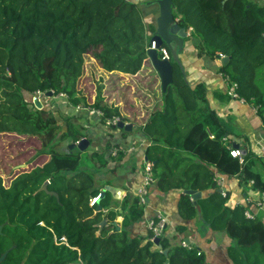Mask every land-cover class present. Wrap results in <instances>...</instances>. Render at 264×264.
I'll use <instances>...</instances> for the list:
<instances>
[{
  "label": "trees",
  "instance_id": "trees-1",
  "mask_svg": "<svg viewBox=\"0 0 264 264\" xmlns=\"http://www.w3.org/2000/svg\"><path fill=\"white\" fill-rule=\"evenodd\" d=\"M172 1L179 24L193 30L198 56L230 59L220 70L238 84L239 96L256 110L264 131V4ZM155 30L156 23L146 24L128 0H0V137L37 138V156L49 158L8 185L0 175V225L7 223L12 242L24 245L26 264H264V212L257 207L264 194V157L245 137L243 160L232 158L224 138L234 147L239 136L211 107L206 85L188 81L183 65L173 62L174 81L166 92L160 88V101L140 131L151 143L145 156L153 164L157 190H180L181 219L199 218L230 241L227 248L211 250V260L196 247L185 248L184 237L178 240L188 230L184 225L171 238L166 229L157 245L150 230L146 236L132 235L145 215L138 197L127 193L115 209L113 194L106 191L114 184L97 185V175L109 172L106 156L72 150L87 135L71 117L62 131L44 106L39 109L27 98L53 91L75 107L102 112L104 124L120 117V109L107 104L101 90L88 104L80 90L86 63L94 61L106 73L136 76L149 64L146 53ZM226 95L214 93L221 101L231 99ZM65 139L72 143L60 153L56 148ZM219 175L238 181L242 204L232 206L230 193L222 195ZM187 191L201 192L203 198L195 205ZM104 219L107 224L100 229ZM18 259L17 264L22 255Z\"/></svg>",
  "mask_w": 264,
  "mask_h": 264
},
{
  "label": "crops",
  "instance_id": "crops-1",
  "mask_svg": "<svg viewBox=\"0 0 264 264\" xmlns=\"http://www.w3.org/2000/svg\"><path fill=\"white\" fill-rule=\"evenodd\" d=\"M128 1L133 2L138 6L146 24L149 25L154 24V22L156 23V19L159 15V7L155 3L156 0ZM257 1L261 3L259 0ZM145 3H148L150 8L146 11H142L140 4ZM154 6L158 9L156 16L151 13V9L154 8ZM192 31V29L187 30L189 37L186 39L184 51L179 56L185 69L188 81L192 85L199 83H204L206 85L211 107L216 110L220 117L231 123L233 130L239 136L234 138L236 142L239 143V146L244 144L245 137H248L256 153L263 157V151L257 146H261L264 141V131L256 110L251 108L246 103L234 101L229 98L226 101H221V99H217L214 96V93L218 92L227 98V86L222 78L223 72L220 70L223 65L217 59H211L209 56H198V51L195 48V42L190 38ZM221 57L223 58L224 56L222 55ZM90 64L96 66L98 72L109 74L111 76L117 75L119 79H122V81H132L131 83L126 82V84L122 82L121 85V88H124L125 91L129 90L128 94L131 95H127V99L129 101L126 99V96L118 90V87L115 89V94H112V96L116 97L110 98L108 95H105V101L107 104L119 108L120 117L121 119H124V123L131 124L133 126L132 131L129 132L122 130V133H120L121 135H117L115 138V145H120V148H122V154L120 156L121 161H119V164L115 167H109L108 169L110 174L115 175L111 178H115L113 187L123 190L125 195L130 193L136 196L138 191L143 187V166L147 161L145 153L148 146L151 144L145 135L140 131V127L147 120L149 113L153 110L155 105L160 101L161 85L159 78L156 73L152 71V68H149L150 65L147 63L136 76L125 75L119 72L113 74L106 73L97 67L94 61H88V70L86 72H89V69L92 68ZM143 72H145L144 75L141 74ZM141 78L144 80H140ZM109 85L111 87H108ZM107 88L110 92H114V87L111 83L107 85ZM136 92H139L142 95L140 94V96H138L136 95ZM53 99H56V97ZM43 106L44 110H46L44 104ZM58 107L61 108V111L72 117L74 116L79 118L82 117L81 115H85L87 117L90 114H97V111L95 110H92V112L91 110H88L89 112H87V109L85 108L78 109V106L75 107L71 105L65 98L58 100ZM98 116L100 119L102 118L100 115ZM80 125L84 131L86 130V133L84 131L83 132L88 135L91 144V140H94L92 135L96 136L98 134V130L94 127V131L92 132L90 127L84 125L83 123ZM126 135H129L127 140L124 138ZM230 141L231 140H229V143L231 144ZM95 143L96 141L94 140L93 144ZM226 145L228 146L229 144L226 143ZM99 148L97 150H99ZM262 149H264V147H262ZM223 188L230 193V204L232 206L236 205L235 203L238 202H240V204L243 203V188L239 186L237 180L231 179L227 181L225 179V186ZM180 193V190L171 191L169 193H161L153 184L149 188V195L147 199L148 203L144 208V220L141 223L135 224L132 227L131 232L134 235L146 236L148 221L162 215L167 222L166 229L171 235L177 233L176 228L178 225L186 226L188 229L187 232L185 235H178V238L181 239L184 237L186 242L187 240L189 241L187 243L191 247H196L198 250L205 252L208 256H210L209 259L211 260L212 254L210 251L219 246L227 248L230 241L226 236L214 233L208 226L203 224L199 218L189 222L182 220L178 213ZM201 198H203V194ZM249 198L252 203H255L257 199L251 193L249 194ZM262 211L264 212V209ZM118 221L121 222L122 218H119Z\"/></svg>",
  "mask_w": 264,
  "mask_h": 264
},
{
  "label": "rangeland",
  "instance_id": "rangeland-1",
  "mask_svg": "<svg viewBox=\"0 0 264 264\" xmlns=\"http://www.w3.org/2000/svg\"><path fill=\"white\" fill-rule=\"evenodd\" d=\"M140 7L142 11H146L148 8H150L148 3L140 4ZM157 11L158 9L156 8V6H154V8L151 9V13H153L155 16L157 15ZM90 65L93 69L90 68L89 69L90 71L86 72L88 70L87 69L88 62H87L86 71H85L86 74H84L80 82V90L83 93V95L87 97V101L90 107L91 105L94 104L96 96L100 92V90L102 91L104 100L106 99L105 95H108L110 98L116 97V96H112V94H115V89L117 87L118 90H120V92H122L126 96V99L128 98L127 95H130L128 94L129 90L125 91L124 88H121L122 82L126 84L127 81L125 80L122 81V79H119L117 75L111 76L109 74L98 72L96 66H93L92 64ZM149 68L151 67L149 66ZM141 74L144 75L145 72ZM140 80H144V79L141 78ZM131 82L132 81L127 83H131ZM109 83L113 85L114 92H110L108 90L107 85ZM108 87L111 86L109 85ZM140 94L141 93L136 92V95L140 96ZM29 96H27V98L28 99L30 98V100L34 104L33 98L35 95L33 94L30 97ZM53 98H47L46 96H42L40 100L45 105V109H46L45 111L52 114L56 118L58 125H60L61 127V130L62 131L67 130V119L70 117L72 122L76 124V127H78L83 134L84 132L86 133V130L84 131L80 124L83 123L84 125L90 127V130L92 132L94 131L93 128L95 127V129L98 130V134L96 136L92 135V137L96 141V143L93 144L94 140H91L92 143L85 151H89L90 154L96 151L99 153H103L106 156V158L109 160V165L107 169H109V167L117 166L119 164V161H121L120 156L122 154V148H120V145H115V138L117 137V135L118 136L121 135L120 133H122V130L118 128L107 127L96 113L90 114L87 117L85 115L84 116L81 115L82 117L78 118L73 116L72 118V116H68L67 113L61 111V108L58 107V100L61 99L62 97L60 98L57 96L56 99ZM78 107H80L78 109L84 108L82 105ZM85 109H87L86 110L87 112H89L88 110H91L90 108H85ZM124 138H126L125 140H127L129 138V135L124 136ZM87 139H89L88 135H87ZM71 143H72L71 140L68 139L62 140L59 142L58 147L56 149L60 153H65L67 152L68 147ZM40 147L41 145L37 138H22V137H16L15 135H11V136L4 135L0 137V175L2 179L5 181L6 185L10 184V181L18 174L22 173L23 171H29L34 167L42 166L44 163H46L49 160V158L37 156V152L40 150ZM257 147L263 151L262 155L264 157V149H262V147H264V141L262 142L261 146L258 145ZM98 148L99 150H97ZM113 176L115 175L114 174L112 175L109 172L103 173V175L102 174L97 175L96 177L97 185L99 187H102L103 183H106L107 181H110L112 184H114L115 178L111 179ZM112 205L113 207H115L114 203H112ZM117 209H119V206ZM117 222L120 223V221ZM148 227L149 226L147 224V230H149ZM168 235L170 238L172 237L170 233ZM178 240L180 241L181 239L178 238Z\"/></svg>",
  "mask_w": 264,
  "mask_h": 264
},
{
  "label": "water",
  "instance_id": "water-1",
  "mask_svg": "<svg viewBox=\"0 0 264 264\" xmlns=\"http://www.w3.org/2000/svg\"><path fill=\"white\" fill-rule=\"evenodd\" d=\"M155 3L159 7V15L156 19V30L153 33L150 44L155 43L156 49H149L147 51V59L152 68V71L156 73L159 78L160 85L163 92H166L168 86L174 81V68L173 62L179 63L182 66L180 61V54L184 51L186 39L189 37L187 34V28L182 27L179 24V20L174 15V4L172 0H156ZM165 48L170 55V59H160L158 55L157 49ZM216 59L221 62L223 66L229 63L228 57H221L218 55ZM47 98H53L54 92L49 91L45 94ZM34 104L39 108H43L42 101L36 99ZM120 130L124 131H132L133 126L131 124H126L124 122H120L117 127ZM90 145V141L88 139H82L80 142L76 144H72V149H79L80 151H85ZM235 149H240L239 145L234 146ZM48 182L44 184L42 190H46L48 186ZM106 191H109L113 194L114 199H120L125 195V192L121 189L115 187H107ZM191 195L194 204L197 205V201L202 197L201 192H185ZM58 198V195L55 193H50ZM107 224V220L104 219L99 227L102 229ZM1 234V230H0ZM160 242V238L154 239V243L157 245ZM187 242H189L187 240ZM167 254V251L164 252ZM1 261V260H0Z\"/></svg>",
  "mask_w": 264,
  "mask_h": 264
},
{
  "label": "built area",
  "instance_id": "built-area-1",
  "mask_svg": "<svg viewBox=\"0 0 264 264\" xmlns=\"http://www.w3.org/2000/svg\"><path fill=\"white\" fill-rule=\"evenodd\" d=\"M262 4H264V0H259ZM178 19V18H177ZM179 20V19H178ZM149 49H156L155 43H152L148 46L147 51ZM158 51V55L159 58L164 60V59H170V55L167 52V50L165 48H160L157 49ZM223 81L227 86V94L231 97L232 100L234 101H240L241 103H245V101L243 99H241V97L238 94V84L234 83L227 75L223 74L222 75ZM46 93L44 92H36L34 95L33 100L35 101L36 99L42 98V96H45ZM59 97L62 98H67L66 95L64 94H60ZM80 108V107H78ZM97 114L100 115L101 117H103V113L100 111H97ZM122 122L121 117L119 116H114L112 118L106 119L105 121V125L109 128H116L117 125ZM224 141L226 143H228V149H230V155L232 156V158L234 159H239L240 161H242V152L240 149H235L234 147H232V145L229 143V140L227 138H224ZM143 176H144V182H143V187L138 191L137 193V197L139 199V205L143 208H145L147 206L148 203V195H149V188L154 184V174H153V164L149 161L145 162L144 165V169H143ZM217 184L218 186L221 187L222 189V195L224 197L227 196V192L226 190L223 188L225 186V178L222 176H217L216 178ZM251 185H253V182L251 183ZM100 197H96L92 200L91 205H95L98 201ZM260 200L257 202V207L259 210H263L264 209V194H262L261 196H259ZM122 198L120 199H113L112 203H114L115 208H118V206H120L122 204ZM236 205H239L240 202L235 203ZM248 218H254V215L251 214L250 212L246 213ZM155 219L157 221H155ZM148 229L150 231H152L154 233V239L160 237L164 231L167 228V222L166 219L162 216L159 215L156 218H152L148 221ZM152 239V240H154ZM182 245L187 248V249H192V247L185 241L182 242Z\"/></svg>",
  "mask_w": 264,
  "mask_h": 264
},
{
  "label": "flooded vegetation",
  "instance_id": "flooded-vegetation-1",
  "mask_svg": "<svg viewBox=\"0 0 264 264\" xmlns=\"http://www.w3.org/2000/svg\"><path fill=\"white\" fill-rule=\"evenodd\" d=\"M0 230V264H17L19 255H22L19 264H26L27 254L24 252V245L12 242L11 235L7 233V223L0 225Z\"/></svg>",
  "mask_w": 264,
  "mask_h": 264
},
{
  "label": "clouds",
  "instance_id": "clouds-1",
  "mask_svg": "<svg viewBox=\"0 0 264 264\" xmlns=\"http://www.w3.org/2000/svg\"><path fill=\"white\" fill-rule=\"evenodd\" d=\"M176 18H178V17H176Z\"/></svg>",
  "mask_w": 264,
  "mask_h": 264
}]
</instances>
